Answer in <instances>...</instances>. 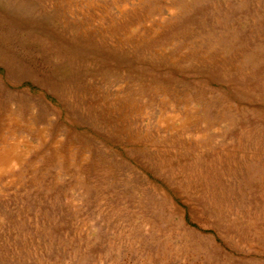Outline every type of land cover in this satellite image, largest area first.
<instances>
[{
	"label": "rangeland",
	"instance_id": "374dc122",
	"mask_svg": "<svg viewBox=\"0 0 264 264\" xmlns=\"http://www.w3.org/2000/svg\"><path fill=\"white\" fill-rule=\"evenodd\" d=\"M0 264H264V0H0Z\"/></svg>",
	"mask_w": 264,
	"mask_h": 264
}]
</instances>
